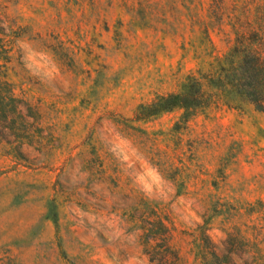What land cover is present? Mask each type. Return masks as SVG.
Listing matches in <instances>:
<instances>
[{
	"label": "rangeland",
	"instance_id": "374dc122",
	"mask_svg": "<svg viewBox=\"0 0 264 264\" xmlns=\"http://www.w3.org/2000/svg\"><path fill=\"white\" fill-rule=\"evenodd\" d=\"M220 1L0 0L9 83L44 112L32 142L0 137V264H159L148 221L188 255L206 207L207 219L219 199L264 202V112L133 120L208 72L237 34L264 41V0ZM236 224L252 238L264 212Z\"/></svg>",
	"mask_w": 264,
	"mask_h": 264
},
{
	"label": "trees",
	"instance_id": "16d2710c",
	"mask_svg": "<svg viewBox=\"0 0 264 264\" xmlns=\"http://www.w3.org/2000/svg\"><path fill=\"white\" fill-rule=\"evenodd\" d=\"M213 1L218 8L221 1ZM255 37L253 40L237 34L229 52L217 58L208 72L200 71L198 76L192 74L179 91L159 95L152 103L139 105L133 120L148 121L178 110L184 111L189 120L214 105L229 108L249 105L264 112V41L257 33ZM8 38L9 21L3 11L0 14V137L8 143L9 136L15 140L11 143L25 138L32 142L44 128L43 106L41 101L35 102L26 93L17 95L15 87L9 83L7 66L11 57ZM46 129L53 130L51 126ZM22 141L19 143L21 147L24 145ZM205 210L208 212L207 207ZM212 210L214 216L207 219L205 212L203 224L199 227L200 239H196L188 255H182L171 245L172 233L162 220L146 223L152 226L149 233L143 228L148 236L147 244H157L159 264H264V241L260 239L264 229L252 228L255 235L250 238L235 227L238 220L244 217L252 220L255 214L264 212V202L235 205L219 199L214 202ZM214 218H221L224 225L220 229L222 237L216 240L211 236Z\"/></svg>",
	"mask_w": 264,
	"mask_h": 264
}]
</instances>
